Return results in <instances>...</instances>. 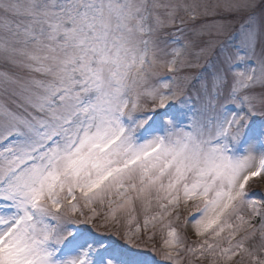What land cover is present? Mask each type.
<instances>
[{
	"label": "snow or ice",
	"instance_id": "1",
	"mask_svg": "<svg viewBox=\"0 0 264 264\" xmlns=\"http://www.w3.org/2000/svg\"><path fill=\"white\" fill-rule=\"evenodd\" d=\"M0 264H264V0H0Z\"/></svg>",
	"mask_w": 264,
	"mask_h": 264
},
{
	"label": "rangeland",
	"instance_id": "2",
	"mask_svg": "<svg viewBox=\"0 0 264 264\" xmlns=\"http://www.w3.org/2000/svg\"><path fill=\"white\" fill-rule=\"evenodd\" d=\"M252 187L256 189L257 196L261 194V185L259 183H253ZM189 215L187 212L185 213V216Z\"/></svg>",
	"mask_w": 264,
	"mask_h": 264
}]
</instances>
